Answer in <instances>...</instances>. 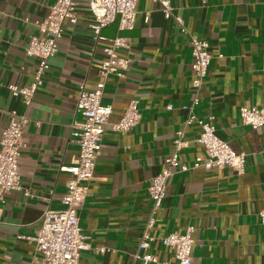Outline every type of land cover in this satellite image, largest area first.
<instances>
[{
	"label": "crops",
	"instance_id": "crops-1",
	"mask_svg": "<svg viewBox=\"0 0 264 264\" xmlns=\"http://www.w3.org/2000/svg\"><path fill=\"white\" fill-rule=\"evenodd\" d=\"M90 0H75L77 22L65 20L58 50L49 60L43 82L24 105L9 84L34 80L37 59L25 54L33 21L48 13L54 0H0V133L8 111L24 114L25 147L19 173L29 194L11 191L0 205V264H40L43 254L33 237L44 209H61L70 174L63 168L78 153L73 125L84 117L76 111L80 84L92 89L98 80L103 48L116 35L128 38L130 57L124 77L109 74L102 103L111 106L104 126L101 153L78 210L89 249L78 264H143L135 253L150 252L174 264L173 250L160 239L193 226L192 264H264V130L242 122V106L264 108V0H169L166 17L157 0H138L134 27L119 31L117 21L93 40ZM173 16L183 19L182 27ZM208 42L209 73L200 88L191 83V38ZM197 103L194 104V98ZM138 101L140 118L127 131L111 128L129 101ZM214 116L217 135L237 153H245V169L193 167L169 177L166 197L146 232L151 206L150 180L174 150L182 131L180 164L192 165L205 151L189 115ZM144 233L153 239L138 243ZM105 247V252L96 249ZM155 264V263H147Z\"/></svg>",
	"mask_w": 264,
	"mask_h": 264
},
{
	"label": "built area",
	"instance_id": "built-area-1",
	"mask_svg": "<svg viewBox=\"0 0 264 264\" xmlns=\"http://www.w3.org/2000/svg\"><path fill=\"white\" fill-rule=\"evenodd\" d=\"M137 1L90 0L88 6L92 13V21L89 23V28L92 39L95 41L105 39L101 29L115 20L119 31L133 29ZM157 1L165 16H172L169 0ZM206 1L202 0L203 3ZM173 17L181 25L182 31H185L182 26L183 19L180 16ZM65 20L71 24L77 22L75 0H54L46 16L32 22L37 33L30 36L24 51L27 56L37 59L34 80L27 86L16 84L7 86L13 95L21 97L24 105L31 103L36 90L43 82V75L49 68V60L58 50ZM128 48L127 37L116 35L110 38L109 44L103 48L105 58L100 62L95 86L86 89L83 83L79 85L76 111L84 117V121L80 125H73L72 128L78 153L72 163L63 168L70 174L61 199L63 207L61 209L46 207L36 234L28 237V240L35 242L37 250L43 254L40 264H78L80 252L90 247L87 242L88 237L82 232L79 224L78 210L88 195L96 160L101 153L104 126L112 111L110 105L102 103L105 81L109 74L124 77L131 59L128 56H120L119 50ZM191 56L190 66L194 73L191 86L198 90L209 73L211 55L208 52V42L204 39L191 38ZM193 102L197 103V97ZM239 116L244 124L264 130V108L242 106L239 108ZM139 118L138 101L132 99L120 119L111 124V128L118 132L127 131L138 122ZM26 122L27 118L24 114L10 110L7 122L0 133V205L5 202L6 195L11 191L29 194L19 173V161L25 147L23 127ZM194 122L199 128L196 141L203 146L205 156L196 157L190 166L180 164L178 151L184 146V142L183 132H177L173 141V152L164 159L161 171L150 180L148 193L151 206L145 224L146 232L154 226L156 213L166 197L168 180L173 174L172 168L178 172L199 166L206 170L230 168L237 174L244 172L245 153L235 152L227 141L217 135L214 116L198 119L191 114L186 119L185 125ZM259 219L264 224V209L259 211ZM193 230V226H188L183 232L173 231L160 239L163 245L172 248L174 264H192ZM152 239L148 233H144L138 247L147 248ZM96 250L105 252L106 248L99 247ZM133 257L141 260L143 264H172L170 261L160 262L157 255L150 252L135 253Z\"/></svg>",
	"mask_w": 264,
	"mask_h": 264
}]
</instances>
